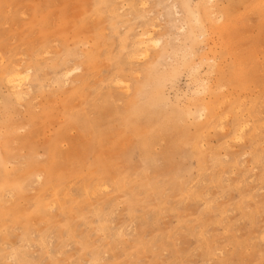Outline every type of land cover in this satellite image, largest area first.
Listing matches in <instances>:
<instances>
[{
	"label": "rangeland",
	"instance_id": "374dc122",
	"mask_svg": "<svg viewBox=\"0 0 264 264\" xmlns=\"http://www.w3.org/2000/svg\"><path fill=\"white\" fill-rule=\"evenodd\" d=\"M0 76V264H264V0H0Z\"/></svg>",
	"mask_w": 264,
	"mask_h": 264
},
{
	"label": "bare ground",
	"instance_id": "6f19581e",
	"mask_svg": "<svg viewBox=\"0 0 264 264\" xmlns=\"http://www.w3.org/2000/svg\"><path fill=\"white\" fill-rule=\"evenodd\" d=\"M228 3H229V2H228ZM236 3H237V2H236ZM242 3H243V2H242ZM237 4H238V3H237ZM227 7H228V6H227ZM220 8H221V7H220ZM228 9H229V8H228ZM172 10H173V9H172ZM176 10H177V8H176ZM229 10L231 11V9H229ZM119 11H121V10H119ZM174 11H175V9H174ZM230 11H229V12H230ZM236 11H237V10H236ZM231 12H233V11H231ZM234 12H235V11H234ZM225 16H226V15H225ZM232 16H233V15H232ZM227 17H228V16H227ZM230 17H231V16H230ZM144 33H146V31H145ZM149 34H150V33H149ZM149 34H147L148 37L145 36V35H143V36H145L146 38H148L149 41H150V40H152L153 38H152L151 35H150L151 37H149ZM137 37H138V36H137ZM145 37H144V38H145ZM144 38H142V39H144ZM142 39H141V40H142ZM139 40H140V39H139ZM153 40H154V39H153ZM153 40H152V41H153ZM154 41H155V40H154ZM154 41H153V42H154ZM141 42H142V41H141ZM143 42H144V40H143ZM153 42L150 41V44L153 43ZM159 42H160V41L157 42V40H156V43H157V44H158ZM146 43H149V42H146ZM146 43H145V44H146ZM156 43H153L154 46H155ZM145 44H141V45H145ZM150 44H148V45H150ZM136 46H137V45H136ZM139 46H140V45H139ZM146 46H147V45H146ZM146 46H144V47H146ZM138 48H139V47H138ZM148 48H149V46H148ZM144 50H145V49H144ZM144 50H143V51H144ZM139 51H140V50H139ZM143 51H140V52L142 53ZM135 52H136V51H135ZM137 52H138V51H137ZM141 53H140V54H141ZM146 53H147V51L145 50L144 53H142V54H145V55H146ZM136 54H137V53H136ZM126 57H127V56H126ZM141 57H142V55H141ZM127 58H128V57H127ZM128 61H131V60H128ZM133 61H134V60H133ZM71 63H72V62H71ZM14 67H15V66H14ZM89 67H90V66H89ZM89 67H88V68H89ZM61 68H62V67H61ZM61 68H60V69H61ZM58 70H59V69H58ZM63 73H64V72H63ZM72 74H73V73H72ZM72 74H71V76H72ZM136 75H137V74H136ZM0 78H1V76H0ZM24 78H25L24 73H22L19 69H16V70H14V72L11 73L10 76L7 78V81H8L10 84H12L13 87H19V83H20V81L23 80ZM69 79H70V78H69ZM71 80H72V79H71ZM73 81H74V80H73ZM31 87H32V86H31ZM23 88H24V87H23ZM83 92H84V90H83ZM125 93H126V92H125ZM133 106H134V105H133ZM99 107H100V106H99ZM101 107H102V106H101ZM134 107H135V106H134ZM103 108H104V107H103ZM238 108H239V107H238ZM99 109H100V108H99ZM109 109H110V108H109ZM101 110H102V108H101ZM121 113H122V112H121ZM124 114H125V113H124ZM115 115H116V114H115ZM113 116H114V115H113ZM118 116H119V115H118ZM124 116H125V115H124ZM120 117H121V116H120ZM121 118H122V117H121ZM100 119H101V118H100ZM136 119H137V116H136ZM136 119H135V120H136ZM135 120H134V121H135ZM77 121H78V120H77ZM102 121H103V120H102ZM117 121H118V120H117ZM108 122H109V121H108ZM112 122H113V121H112ZM115 122H116V121H115ZM119 123H120V122H119ZM81 125H82V124H81ZM99 125H101V124H99ZM102 125H104V124H102ZM110 125H111V123H110ZM110 125H109V126H110ZM113 125H115V124H113ZM118 125H119V124H118ZM82 126H85V125H82ZM95 126H96V125H95ZM107 126H108V125H107ZM109 126H108V127H109ZM240 126H241V125H240ZM243 126H244V125H243ZM243 126H241V127H243ZM101 127H102V126H101ZM245 127H246V126H245ZM239 129H240V127H239ZM94 130H95V129H94ZM257 131H258V130H257ZM239 132H240V131H239ZM102 133H103V132H102ZM106 134H107V133H106ZM238 134H239V133H238ZM95 135H96V134H95ZM240 136H243V135H239L238 137H240ZM102 142H103V140H102ZM162 142H163V141H162ZM162 142H161V143H162ZM94 144H95V140H94ZM136 148H137V147H136ZM57 152H58V151H57ZM189 154H190V153H189ZM57 155H58V154H57ZM38 175H39V174H38ZM32 176H33V175H32ZM253 177H254V176H253ZM34 180H35V179H34ZM250 180H252V179H250ZM29 181H30V180H29ZM38 181H39V179H38ZM202 181H203V180H202ZM199 183H200V182H199ZM30 184H32V182H31ZM193 187H194V186H193ZM99 188H100V187H99ZM97 190H98V189H97ZM95 191H96V189H95ZM135 191H136V190H135ZM93 192H94V191H92V193H93ZM94 193H95V192H94ZM193 193H194V192H193ZM7 194H8V193H7ZM88 195H89V194H88ZM90 195H91V194H90ZM133 195H134V194H133ZM7 196H8V195H7ZM1 198H2V197H1ZM45 198H46V197H45ZM64 198H65V197H64ZM10 199H11V198H10ZM51 203H52V202H51ZM51 206H52V205H51ZM48 210H49V209H48ZM49 211H50V210H49ZM80 224H81V223H80ZM41 230H42V229H41ZM63 233H66V232H63ZM37 234H38V232H37ZM120 234H121V233H120ZM45 235H46V234H45ZM63 235H64V234H63ZM122 236H123V235H122ZM199 236H200V235H199ZM58 237H59V235H58ZM33 238H35V237H33ZM55 239H56V238H55ZM57 239H58V238H57ZM66 239H67V238H66ZM83 240H84V238H83ZM44 241H45V240H44ZM74 241H76V240H74ZM24 242H25V241H24ZM53 242H54V241H53ZM23 244H25V243H23ZM57 245H59V244H57ZM82 245H83V243H82ZM82 245H81V246H82ZM90 245H91V243H90ZM92 245H93V243H92ZM38 246H39V245H38ZM48 246H49V245H48ZM81 246H80V247H81ZM87 246H88V245H87ZM39 247H40V246H39ZM82 247H83V246H82ZM23 248H25V247H23ZM109 248H111V247H109ZM25 249H26V248H25ZM62 249H63V248H62ZM82 249H83V248H82ZM111 249H112V248H111ZM43 250H44V249H43ZM47 250H48V249H47ZM93 250H94V249H93ZM93 250H92V251H93ZM213 250H214V249H213ZM21 251H24V252H25V250H21ZM59 251H60V250H59ZM19 252H20V251H19ZM93 252H94V251H93ZM93 252H92V253H93ZM95 252H96V249H95ZM140 252H141V251H140ZM45 253H46V252H45ZM59 253H60V252H59ZM96 253H97V252H96ZM64 254H65V253H64ZM25 255H26V254H25ZM25 255H24V256H25ZM45 255H46V254H45ZM50 255H51V254H50ZM50 255H49V256H50ZM66 255H67V254H66ZM75 255H76V254H75ZM94 255H95V254H94ZM103 255H104V253H103ZM43 256H44V255H43ZM43 256H42V257H43ZM47 256H48V255H47ZM52 256H53V255H52ZM71 256H72V255H71ZM86 256H87V255H86ZM90 256H91V255H90ZM90 256H89V259H90ZM92 256H93V255H92ZM28 257H29V254H28ZM42 257H41V258H42ZM63 257H64V256H63ZM80 257H81V256H80ZM8 258H9V257H8ZM48 258H50V257H48ZM55 258H56V257H55ZM78 258H79V257H78ZM98 258H99V257H98ZM98 258H97V259H98ZM14 259H15V258H14ZM21 259L23 260V258H21ZM28 259H29V258H28ZM45 259H46V258H45ZM45 259H44V260H45ZM52 259H53V258H52ZM89 259H88V260H89ZM19 260H20V259H19ZM22 260H21V262L23 263ZM24 260H25V259H24ZM31 260H32V259H31ZM31 260L29 259V261H31ZM50 260H51V259H50ZM72 260H73V259H72ZM72 260H71V263H72ZM26 261H27V260H26ZM59 261H60V260H59ZM61 261H62V260H61ZM61 261H60V262H61ZM63 261H65V260H63ZM80 261H81V259H80ZM100 261H102V260L100 259ZM42 262H43V261H42ZM103 262H104V261H103ZM16 263H17V262H16ZM31 263H32V262H31ZM31 263H30V264H31ZM61 263H62V262H61ZM81 263H82V261H81ZM93 263H94V262H93ZM101 263H102V262H101ZM43 264H45V263H43ZM46 264H48V260H47V263H46ZM91 264H92V263H91ZM94 264H96V263H94Z\"/></svg>",
	"mask_w": 264,
	"mask_h": 264
}]
</instances>
